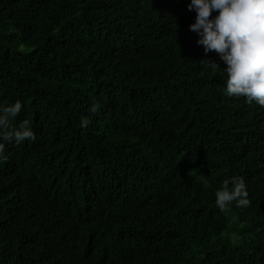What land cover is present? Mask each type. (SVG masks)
Wrapping results in <instances>:
<instances>
[{
  "label": "trees",
  "instance_id": "16d2710c",
  "mask_svg": "<svg viewBox=\"0 0 264 264\" xmlns=\"http://www.w3.org/2000/svg\"><path fill=\"white\" fill-rule=\"evenodd\" d=\"M188 3L0 0V105L36 134L0 164V264H264V107L200 63Z\"/></svg>",
  "mask_w": 264,
  "mask_h": 264
},
{
  "label": "clouds",
  "instance_id": "9594fccd",
  "mask_svg": "<svg viewBox=\"0 0 264 264\" xmlns=\"http://www.w3.org/2000/svg\"><path fill=\"white\" fill-rule=\"evenodd\" d=\"M187 8L196 13L189 29L197 34V44L203 46L205 53L215 52L219 57L218 61L205 58L200 63L213 71L222 69L226 74L225 95L244 97L247 103L264 107V0H190ZM99 108V104H93L90 112L96 113ZM21 110L20 100L0 105V164L8 160L7 145L36 139L27 119L17 126L10 123ZM89 123L87 117L80 120L82 128ZM214 203L224 214L229 212L230 205L249 207L245 178L224 179L215 191Z\"/></svg>",
  "mask_w": 264,
  "mask_h": 264
}]
</instances>
